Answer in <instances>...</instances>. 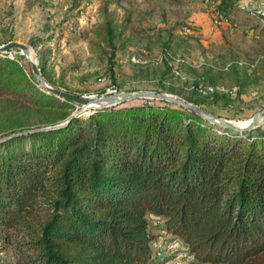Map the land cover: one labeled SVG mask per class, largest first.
Wrapping results in <instances>:
<instances>
[{"label": "trees", "instance_id": "16d2710c", "mask_svg": "<svg viewBox=\"0 0 264 264\" xmlns=\"http://www.w3.org/2000/svg\"><path fill=\"white\" fill-rule=\"evenodd\" d=\"M232 4L219 5L228 18ZM115 40L107 21L89 44L112 77ZM22 59L0 52V250L13 249L12 264H264V125L237 132L154 99L83 116ZM226 70L242 95L238 64ZM199 85L158 91L233 102Z\"/></svg>", "mask_w": 264, "mask_h": 264}, {"label": "rangeland", "instance_id": "374dc122", "mask_svg": "<svg viewBox=\"0 0 264 264\" xmlns=\"http://www.w3.org/2000/svg\"><path fill=\"white\" fill-rule=\"evenodd\" d=\"M221 1L0 0V45L9 41L29 44L31 58L39 67L44 62V69H40L50 85L85 96L115 91H158L163 82L185 94L190 93L196 81L230 89L236 84L234 78L231 80L232 76L226 74V68L236 63L247 84L242 95L238 96V91L227 94L233 100L231 104L226 103V98L214 102L197 93L195 96L210 101L205 108L220 117L248 121L264 104V79L252 76V70L260 64L258 61L264 59V38L242 40L239 33H233L234 36L214 40L207 37L200 26L184 20L194 11L205 10L210 14L212 24L223 31L222 27L227 23L216 25L213 20L214 3ZM240 15L235 12L229 18L239 26ZM107 21H111L116 30L118 48L113 77L108 71L107 59L92 54L89 47L94 30ZM187 27L193 32L187 33ZM32 40L38 43L32 44ZM4 53L23 57L32 69L20 50ZM167 60L172 70L166 73ZM245 70L247 76L243 74ZM142 99L148 98L130 102L139 103ZM80 109L77 105L74 113ZM90 112L88 109L81 115L88 116ZM163 226L160 223L155 232L165 234ZM13 261L10 246L0 250V264H12Z\"/></svg>", "mask_w": 264, "mask_h": 264}, {"label": "water", "instance_id": "95a60500", "mask_svg": "<svg viewBox=\"0 0 264 264\" xmlns=\"http://www.w3.org/2000/svg\"><path fill=\"white\" fill-rule=\"evenodd\" d=\"M12 50H20L21 53L26 57V59L32 66V71L39 85L43 89L62 99L69 100L71 102H74L78 106H81V109L76 114L85 113L88 109L92 110L96 108L111 107L125 102H129L134 99L148 98L154 100H165L173 104L179 105L181 107L186 108L189 111L197 113L203 119L213 124L237 132H248L260 126L264 122V104L256 111V113L248 121H237V120H231L224 117H220L212 113L208 109L204 108L203 106L190 102L181 96L168 92L157 91V90H140L135 92L122 91V92L108 93L106 95H101V96L79 95L58 87H54L45 80L38 63L35 61V59L31 58L30 54L32 53V51H31V46L29 44H24L19 41H9L6 44L0 45V51L2 52H10ZM71 119L72 118H69L65 122H62L55 126L40 128L39 130L62 127L68 124ZM30 131L33 130H25L20 133H28Z\"/></svg>", "mask_w": 264, "mask_h": 264}, {"label": "crops", "instance_id": "0c3cea01", "mask_svg": "<svg viewBox=\"0 0 264 264\" xmlns=\"http://www.w3.org/2000/svg\"><path fill=\"white\" fill-rule=\"evenodd\" d=\"M262 5H264V0H234L229 10L230 15L233 17L235 12H239L241 14L239 16L241 22L237 26L238 23L236 21L233 22L232 18H229L228 22H226L227 25L222 27L223 31L212 24L210 14L205 10L194 11L188 14L184 20L200 26L202 32L214 40L224 39L225 36L230 37L234 36L235 33H239V37L242 40L258 39L259 41V39L264 38V7ZM261 57L259 56L260 59ZM258 63H260L258 67L252 70V76L262 80L264 79V59L262 58ZM180 255L183 258L185 254ZM184 260L187 261V259Z\"/></svg>", "mask_w": 264, "mask_h": 264}, {"label": "built area", "instance_id": "2783aa9c", "mask_svg": "<svg viewBox=\"0 0 264 264\" xmlns=\"http://www.w3.org/2000/svg\"><path fill=\"white\" fill-rule=\"evenodd\" d=\"M219 4L220 3H214V6H213V10H214V13H213L214 18H213V20H214V24H216V25L224 24V23H226L229 20V18L226 17L224 11H222V9L219 7ZM186 32L187 33H192L193 29L191 27H187L186 28ZM134 60L137 61V62L140 61L137 58H134ZM198 91L200 93L207 94V95H212V94H214L216 92L224 93V94H233L234 92L238 91V87L234 86V87L229 89V88H227L224 85H218V84L202 85V84H200L198 86ZM161 264H193V263L190 262V260L185 261L182 258L181 255H178L177 257H175V258H173L171 260H168L166 262H163Z\"/></svg>", "mask_w": 264, "mask_h": 264}, {"label": "bare ground", "instance_id": "6f19581e", "mask_svg": "<svg viewBox=\"0 0 264 264\" xmlns=\"http://www.w3.org/2000/svg\"><path fill=\"white\" fill-rule=\"evenodd\" d=\"M30 55H32V53Z\"/></svg>", "mask_w": 264, "mask_h": 264}]
</instances>
